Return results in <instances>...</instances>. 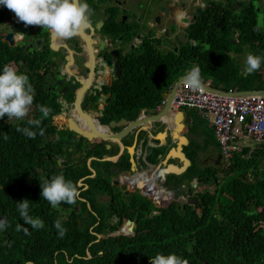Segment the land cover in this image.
I'll return each instance as SVG.
<instances>
[{"label": "flooded vegetation", "instance_id": "obj_1", "mask_svg": "<svg viewBox=\"0 0 264 264\" xmlns=\"http://www.w3.org/2000/svg\"><path fill=\"white\" fill-rule=\"evenodd\" d=\"M86 2L92 10V28L82 30L69 40L57 39L39 26L26 27L18 21L13 12L0 5V51H21L22 59L26 57L31 64H35V72L32 73L36 82L33 87L36 90L34 96L42 101L41 104L48 105L52 110L50 115L53 114L52 120L40 124L39 128L27 123L28 120L41 116L35 106H31L28 113L30 115L26 119H9L7 116L2 119L1 124L8 125L11 129L28 126L37 132V142L27 139L26 145H42L39 129L49 131L42 146L44 152L32 150L27 155L29 161L38 163L29 171H22L19 181L14 184L16 192L11 193L7 189L5 196L12 201L14 196L30 197L32 199L28 200L29 203L38 202L36 207H52L49 202L42 201L40 183L57 174H62L66 180L73 183L76 178L79 197L75 204L61 202L57 206L63 208L59 212L60 219L76 220L81 224L91 219V215L97 217L102 224L107 225L105 235H98L99 239L114 238L113 235L116 234L127 236L131 227L136 236H139L146 230H138L144 214L138 207L149 205L152 212L146 215V219L154 220L172 204H180L178 202L181 197L185 196L189 203L197 199L196 196H191L194 191H190L182 181H169L170 176H166L163 182L164 176L159 178L160 173L156 174V185L151 183L153 176L150 175L153 171L149 165L153 162L150 159L158 153V150L152 148L162 144L158 135L164 132L165 127H138L133 124L140 116L148 115L152 111L149 109H143L140 116L134 119L116 118L110 107L115 97L113 86L122 77L124 67L137 59L142 49L145 46L148 48L147 45L162 56L179 61L180 64L185 62L186 50L192 53L194 51V56L198 59L203 57L205 62L210 63L211 60L206 57L210 44L224 42L225 56L238 63L237 59L240 57L237 52L234 53V48H247L243 45V37L249 31V26L257 36L264 32V26L260 31H254L259 18L264 16V0ZM191 34L199 35L201 40H191ZM8 36L11 37L13 46L6 42ZM257 40L260 41V38ZM22 59L19 64L10 63L18 72L19 68L27 71V63ZM242 74L246 75L244 72ZM123 119L126 120L123 128L110 125L111 122L119 124ZM186 123L184 128L177 129L175 122L174 130L191 133V142L195 134L189 117L185 120ZM170 124L174 125V122ZM72 129L80 130L88 137ZM106 129L110 133H124L120 138L123 147L114 141H105L100 136L92 138L94 134L102 133ZM172 133L173 131L168 130L166 145L170 146L171 142L177 145L178 142L173 139ZM160 136L163 139L165 137ZM169 146L166 148L164 159L169 152ZM182 151L192 163L187 148ZM109 158L115 160H105ZM197 158L198 155L196 162L199 167ZM133 160L137 164L136 170L132 164ZM106 162L109 165H106ZM179 162L182 167V162ZM214 162L212 157L209 164L214 165ZM6 184L11 186V183ZM190 187L194 190L193 180ZM169 194H172L171 204ZM12 206H16L15 203ZM192 208L196 212L199 210V207ZM161 210L163 211L160 212ZM128 220L131 222L125 225L129 226H123ZM126 227L130 229L128 232ZM92 229H95V226ZM129 235L128 237H136Z\"/></svg>", "mask_w": 264, "mask_h": 264}, {"label": "trees", "instance_id": "obj_2", "mask_svg": "<svg viewBox=\"0 0 264 264\" xmlns=\"http://www.w3.org/2000/svg\"><path fill=\"white\" fill-rule=\"evenodd\" d=\"M243 38L248 54L264 57V32L257 36L249 26ZM190 39L201 40L199 35L193 34ZM210 46L209 53H206L210 63L205 62L203 57L198 59L193 55L194 51L186 50L183 64L169 56H162L151 46L147 45V49L145 46L141 55L124 67L122 77L113 86L115 97L110 103L111 112L116 118L134 119L140 116L143 109H156L175 79L183 77L196 65L200 68L202 79L211 80L217 88L227 91L264 90V60L258 71L243 75L236 60L225 56L224 42ZM21 59V51H0V72L5 65L12 62L19 64ZM22 60L27 63V71L19 68L18 73L26 74L32 87H35L32 75L35 64H31L26 57ZM33 95H36L35 89ZM41 102L34 96L32 106L37 110L39 106H46ZM40 114L38 119L41 124L45 121L49 123L53 118V114L46 119ZM2 119L0 220H6L8 228L0 229V264H150V258L157 253L165 256L175 254L187 259L188 264H264V222H261L264 220V146L250 154L248 150L235 154L226 163V168L223 165L203 166L201 163L198 167L196 157L199 147L194 149L192 142L187 148L191 166L179 177L170 175L169 181L180 180L191 191L190 182L197 177L199 185L215 187L214 193L206 189L196 196L200 214L192 206L182 208L175 203L154 220H147L146 215L152 212V208L146 205L138 207L144 212L138 230H146L141 235L99 239L98 235H105L106 224L93 215L81 224L76 220L60 219L62 207H36L38 202L29 203V216L43 221L44 226L37 229L25 223L17 203L32 198L14 196L12 201L5 196V192L9 189L15 193L14 184L19 181L20 173L29 171L38 163L29 161L27 155L32 150L44 152L42 146L49 131L40 136L42 145H26L27 139L37 142V137H26L17 131L18 127L11 129L1 124ZM5 133L7 140L4 139ZM204 143L206 148L209 143ZM215 145L218 144L215 142ZM160 154L163 153L156 152V158ZM105 164L109 165L108 162ZM76 181L75 178V185ZM6 183H11V186ZM13 203L16 206H12ZM56 221L66 229L63 238L54 226ZM94 226L95 229H92Z\"/></svg>", "mask_w": 264, "mask_h": 264}, {"label": "clouds", "instance_id": "obj_3", "mask_svg": "<svg viewBox=\"0 0 264 264\" xmlns=\"http://www.w3.org/2000/svg\"><path fill=\"white\" fill-rule=\"evenodd\" d=\"M0 5L5 6L8 10L13 12L15 14V17L18 19V21L22 22L26 27L39 26L41 28H44L52 36L60 40L72 39L76 37L82 30H87L92 28V21H91L92 10L89 4L86 2V0H0ZM262 26H264V16L259 18L258 23L254 28V31L257 32L260 31ZM262 60H264V57L249 53L244 61V65H245L243 69L244 74L251 75L252 73L258 71L261 67ZM184 79L185 82L188 84V86L194 91L201 89L203 84L217 88L214 86L212 81L211 82L202 81L201 71L198 65L192 66L190 70L187 71ZM217 89H221V88H217ZM233 91H247V90H233ZM33 92L34 89L31 83L29 82V78L26 74L18 73V71L14 67L10 65H5L3 67L2 72H0V118H4L5 116H7L9 119L15 118L17 120H23L28 115L29 109L33 104L34 101ZM228 92H230V90ZM224 97H229V96H224ZM249 97H257V96H249ZM38 110L40 113H42L43 117L45 118L48 117L52 111L47 106H39ZM171 111H173L172 108ZM181 111L184 110H180L177 112H181ZM209 122L211 123L212 128L214 130L212 122L210 120ZM27 123L30 126L39 128L41 124V120L31 119L28 120ZM179 126L182 128L185 127L184 125H179ZM169 130L170 132L173 131L172 136L173 139H175L176 141H179L181 137L185 136L184 133L185 131L174 130V128L172 127ZM17 131L22 132L26 137L30 139H34L37 135V132L33 131L31 127H24V128L18 127ZM174 133L176 137H174ZM39 134L43 135L44 129L40 128ZM161 134L163 135L164 133L161 132L160 135ZM190 134L191 133L188 134L187 132L188 144L185 145L184 148H182V150L184 151L193 142V141L191 142L189 141ZM166 135L167 134H165V136ZM4 139L5 140L8 139L7 133H5ZM158 139L162 141V144H160L159 147L164 148L166 146L167 147L169 146L166 145L165 140H162L160 138ZM205 141L208 140L202 139L204 146L206 145L204 143ZM208 143H209L208 146L212 148L211 150L212 152L213 151L218 152L217 155L218 161L221 156L219 162L217 163L214 162V166L225 165L226 163L229 162V159L232 158L235 154H242L244 150H248V153H252L255 152L256 150L261 149L264 146V142L251 143L250 146L243 148L242 152H234L227 157L226 155L223 154L220 145L217 141H216V143L218 144L217 146L215 145V142L211 144L208 141ZM171 144L174 143L171 142ZM214 146H216L219 150L218 151L215 150ZM252 146H256V148H252ZM159 147L157 149L156 148H152V149L153 150L162 149ZM170 150L171 148L169 149V151ZM182 153L184 154L183 151ZM161 155L164 156V154ZM164 160L165 159L162 158L159 159V162L157 164H150V165H154L155 167L149 165V167L154 169V171L150 175L153 176L152 181L154 185H156V178H154V175L156 174L159 175V173L156 170V167L161 166ZM197 161L200 164L202 162V159L197 158ZM191 164L192 163L190 162V166ZM177 167H181V166H177ZM170 175L172 174L166 176H170ZM158 177L160 178L161 176ZM194 183H196V185H199L197 181V177L193 178V184ZM196 185H193L194 190L192 189L191 191L195 192ZM40 188H41L40 196L43 199H45L47 202H49L52 207H57L61 202L67 203L69 205L75 204L79 197V191L77 186L72 181L66 180L62 174L54 175L51 177L50 180L44 179L43 182L40 183ZM170 200H172V194L171 196L169 194V201ZM182 200L183 201L185 200V196L180 198V201ZM193 204H196V206ZM186 205L197 207V200L196 201L194 200L191 203L188 202ZM17 207L19 214L24 219L25 223L30 224L32 225L33 228H37V229L42 228L44 226L43 221L39 220L38 218L34 219L29 216L28 214L29 202L27 199L17 203ZM197 212L200 214V209L197 210ZM6 224H7L6 220H0V229L5 228ZM54 226L58 229V233L60 237L63 238L66 229H64L61 226V223L59 221H56ZM29 264H33V263H29ZM150 264H188V260L183 259L175 254H169L165 256L163 254L157 253L154 257L150 258Z\"/></svg>", "mask_w": 264, "mask_h": 264}, {"label": "built area", "instance_id": "obj_4", "mask_svg": "<svg viewBox=\"0 0 264 264\" xmlns=\"http://www.w3.org/2000/svg\"><path fill=\"white\" fill-rule=\"evenodd\" d=\"M171 90L172 87L169 92ZM169 92L155 109L157 112L164 110ZM171 108L176 112L186 108L208 118L227 157L234 152H242L251 143L264 142V98L224 97L205 87L194 91L188 84H183L176 91Z\"/></svg>", "mask_w": 264, "mask_h": 264}, {"label": "water", "instance_id": "obj_5", "mask_svg": "<svg viewBox=\"0 0 264 264\" xmlns=\"http://www.w3.org/2000/svg\"><path fill=\"white\" fill-rule=\"evenodd\" d=\"M6 42H9L10 46H13V42L11 41V37L10 36H8L6 38ZM168 45H169V43H168ZM184 77H181L178 80V82H176L173 85L172 90H171V92H169V95H168V97L166 99V101H167L166 106H165V108H164V110L162 112H157L155 110H152V111L149 112L148 115H146V116H144V115L140 116L136 121L133 122V124L135 126H138V127L141 126V125L165 126V124H166V118L169 117V114H170V111H171V106H172V103L174 101V97H175L176 91L183 84H187L185 82ZM202 87H205L209 91L213 92V94H219L221 96H229V97H232V98H241V97H244L245 98V97H249V96H257V97H263L264 98V90H247V91H233V92H228V91H225V90H221V89H217V88H214V87H210V86L205 85V84H203ZM177 116H180V118H184V116H183L182 113H177ZM125 122H126V120L123 119L122 121H120L119 124H115V122H111L110 125L112 127L113 126H117V127L123 128ZM157 124H159V125H157ZM72 130H74V129H72ZM74 131L77 132V133H79V134H81V135L83 134L84 136L88 137V135L86 133H84V132H82L80 130L75 129ZM174 135H175V133H174ZM97 136L98 137L100 136V137L104 138L105 141H114L119 146H122L123 147V144H122V141H120V138H122L124 136V133L123 134L110 133L109 130L106 129L102 133L94 134L92 136V138H95ZM159 136L160 135H158V138H159ZM164 136H165V134H164ZM186 136H187V132L185 133V136L184 137H181L179 139V141H177L178 142L177 143V147L175 149H171L169 151V153L165 157V160L162 163V165L156 167V170H157L158 173L161 174V172H164L163 175H159V176H164L163 182L165 180V176L166 175H169V174H172V175H175V176L181 175L190 166V162L188 161V159L182 153V148H184L185 145L188 144V140H187L188 137L186 138ZM162 140H165V137ZM156 147L158 148L159 145H156ZM159 148H162V147H159ZM172 153H175L176 155L175 156L174 155H171ZM163 157H164L163 155H160L159 156V159H162ZM176 159H178V160H180L182 162V164H183L182 167H177L175 165L169 164L168 161H172V160H176ZM220 159H221V156L219 158V161H220ZM105 160L106 161H113V160H115V158H109V159H105ZM206 160H209V159H206ZM132 164L134 166V170H136V166H137L136 161L133 160L132 161ZM150 166H154V165H150ZM170 168H174L175 169V172L168 171ZM170 196H171V194H170ZM169 202L171 203L172 200H170ZM178 203H180V205L182 207H185L186 206L185 200L184 201L182 200V201H180ZM162 211L163 210H161L160 212H162ZM127 226H129V225H127ZM128 234H130L129 236H136V233L132 231V227H131L130 233H128ZM128 234H126V235L128 236ZM116 236H118V234H116L115 236L113 235V237H116Z\"/></svg>", "mask_w": 264, "mask_h": 264}, {"label": "rangeland", "instance_id": "obj_6", "mask_svg": "<svg viewBox=\"0 0 264 264\" xmlns=\"http://www.w3.org/2000/svg\"><path fill=\"white\" fill-rule=\"evenodd\" d=\"M234 51H235L234 53L237 52V55L240 57V58L237 59L238 63H236V65L239 67L240 71L242 72L243 69H244V66H245L244 65V61H245V58L248 55V53L246 54V52H245L246 49L241 50V49H238V48H234ZM10 66H12V65H10ZM175 80H173L175 82L172 85H174L176 82H178L179 79H175ZM170 88L167 89V92H169ZM183 110H184V112L185 111H190V110H188L186 108H183ZM190 112H192V113L191 114L187 113V114L189 116L190 122L193 124V128L192 129H193L194 134H195L194 137H193V141H194V144H195L194 148L197 149L199 147V149L197 151V155L202 157V160L204 161V166H212L213 164L212 165L209 164L210 160H205L204 159L205 158L204 156L206 155V153H208V149H210V146L205 148L204 145H203L202 139L208 140L210 143L216 142L217 141L216 134H215V132H214V130L212 128V125L209 122L208 118H203V117L198 116L199 114L197 112H195V111H190ZM29 115L30 114H28L24 119L28 118ZM157 125H159V124H157ZM161 127H164V126H161ZM184 133H186V132H184ZM188 134H189V132H188ZM187 137L188 136H186V138ZM168 141H170L169 138H168ZM176 147H177V145L170 144V148L171 149H175ZM166 148H167V146L162 148V149H159L158 151H161L163 154H165L166 151H167ZM252 148H256V146H252ZM214 149L217 150V151L219 150L216 146H214ZM188 154L190 155V153H188ZM210 155H212V154L210 153ZM217 155H218V152H216V154H214V156H213V158L216 159L215 163L218 162V158H216ZM150 160L153 162V164H157L159 162V160L157 161V158H156L155 155H153ZM169 163L177 165V166L181 165V163L179 161H177V160H172ZM223 167L226 168V164L223 165ZM150 169L152 171H154V169H152L151 167H150ZM193 185H196V183H194ZM206 189H208L211 193H214V191H215V187H212V185H210V186L209 185H203V184L202 185H196L195 192L191 193V196H197L198 194L202 193ZM185 203L186 204L188 203L187 202V198L185 199ZM193 205L196 206V204H193ZM261 222H264V220H261ZM263 227H264V224H263Z\"/></svg>", "mask_w": 264, "mask_h": 264}, {"label": "crops", "instance_id": "obj_7", "mask_svg": "<svg viewBox=\"0 0 264 264\" xmlns=\"http://www.w3.org/2000/svg\"><path fill=\"white\" fill-rule=\"evenodd\" d=\"M211 82V81H210ZM177 113H182L183 114V116H184V118H180V116H177ZM185 112L183 111V112H176V111H170V114H173V116H172V120H171V122H174V126H175V122H176V127H180L179 125H182V123L184 124V126L185 125H187V123L185 124V121L183 122V119L184 120H186V119H188V114L187 113H185ZM192 113V112H191ZM191 113H189V114H191ZM169 114V115H170ZM198 116H200V115H198ZM201 117V116H200ZM168 118V117H167ZM166 118V124H165V130H164V134H167V131L171 128V124H170V122H168V119ZM191 132V131H190ZM163 134V135H164ZM160 135V134H159ZM167 138V136H165V139ZM187 140H188V138H187ZM193 140V139H192ZM191 140V141H192ZM165 142H166V140H165ZM212 150V148L210 147V149H208V153H206V155L205 156H208V157H206V159H209V160H211L212 159V157L214 156V154H216V151L214 152H212L211 151ZM210 153L212 154V155H210ZM204 156V155H203ZM204 156V157H205ZM218 156H216V158H217ZM199 158L200 159H202V157L201 156H199ZM205 159V160H206Z\"/></svg>", "mask_w": 264, "mask_h": 264}, {"label": "bare ground", "instance_id": "obj_8", "mask_svg": "<svg viewBox=\"0 0 264 264\" xmlns=\"http://www.w3.org/2000/svg\"><path fill=\"white\" fill-rule=\"evenodd\" d=\"M172 116H173V114H170V115H169V117L167 118V119H168V122H171V120H172ZM171 123H173V122H171ZM171 125H172L171 127L174 128V125H173V124H171ZM177 129H179V128L177 127ZM175 130H176V129H175ZM174 137H176V135H174ZM159 138H160V139H163L162 136H159ZM168 171L175 172V169H174V168H173V170H170V169H169ZM168 171H167V172H168ZM161 173H162V172H161ZM151 183L154 184L152 180H151ZM153 187H154V185H153ZM156 189H158V188H156ZM131 220H132V219H131ZM131 220H128V221L124 222V223H123V226H124L125 224H129V223L131 222ZM125 226H127V225H125ZM129 230H130V229L126 227V232H128Z\"/></svg>", "mask_w": 264, "mask_h": 264}]
</instances>
